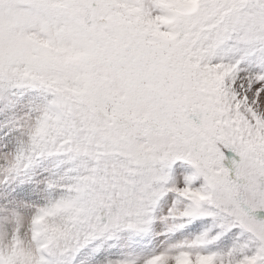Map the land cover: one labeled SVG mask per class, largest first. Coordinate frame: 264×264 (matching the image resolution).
<instances>
[{
	"label": "snow or ice",
	"instance_id": "snow-or-ice-1",
	"mask_svg": "<svg viewBox=\"0 0 264 264\" xmlns=\"http://www.w3.org/2000/svg\"><path fill=\"white\" fill-rule=\"evenodd\" d=\"M0 264H264V0H0Z\"/></svg>",
	"mask_w": 264,
	"mask_h": 264
}]
</instances>
